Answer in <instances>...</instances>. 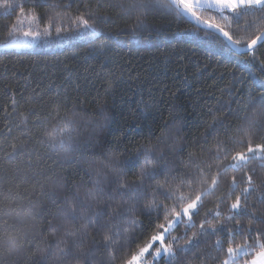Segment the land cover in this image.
<instances>
[{
    "label": "trees",
    "instance_id": "16d2710c",
    "mask_svg": "<svg viewBox=\"0 0 264 264\" xmlns=\"http://www.w3.org/2000/svg\"><path fill=\"white\" fill-rule=\"evenodd\" d=\"M40 2L48 4L50 0ZM57 2L63 4L69 0ZM3 3L0 0V5ZM70 3L71 19L64 17L55 23L63 27L70 25L73 29L80 26L75 33L78 39L96 40L90 55L81 41L53 49L44 47V40L37 38L30 47H5L13 41L28 39L24 33L33 31L40 21L34 20L31 13L13 19L0 8V139L8 137L0 143V160L30 159L41 128H45L47 135L61 131L65 109L50 99L57 87L76 100L67 111L91 109L101 103L109 105L107 124L95 148L98 153L117 145L130 151L140 140L174 130V141H179L178 151L161 158L160 166L149 178L150 182L167 181L169 194L164 195L162 205L142 213L140 222L135 224L132 243H142L163 232L174 252L159 258L150 252L147 258L152 264H184V260L186 264H192L193 260L199 264L203 257L194 258L195 249L187 241H193L194 246L207 242L206 251L219 250L213 253L217 257L215 264H223L229 258L227 247H237L241 241L227 237L223 227L215 233L200 228L204 212L212 213L208 219L216 211L221 212L222 219H227L228 208H217L215 200L204 210L193 212L191 220L181 211L180 218L166 232L158 226L165 222L171 208H181L185 202L182 197L189 192L206 191L209 181L216 179V171H210L211 165L206 160L210 154L215 155L218 141L222 142L220 156L228 154L219 172L222 175L226 172L229 192L234 191L238 197L245 191L250 192V204L257 203L258 197L264 195V158L258 159L253 152L245 166L230 167L231 154H247L250 145L264 143V121H261L264 43L255 53L239 54L217 34L194 25L169 0H142L143 7L134 0H70ZM105 3L115 10L113 19L103 20L104 15H114L104 9ZM76 4L80 7L76 8ZM199 11L209 20L217 18L224 22L239 46H246L257 29L253 16L264 15V9L259 8L227 13V19L215 10ZM96 12L100 17L95 21L91 17ZM121 15L126 17L116 18ZM84 19L97 26L95 35L91 28L82 25ZM12 25L16 27L9 36L7 29ZM46 26L47 21L40 24V30ZM53 38L60 39L55 33ZM117 79L116 89L105 99L108 83ZM37 100L42 101L34 104ZM31 109L37 113L35 117L31 116ZM25 117L32 120L26 143L21 151L12 154L10 141L19 135L16 125ZM194 148L196 155L192 156ZM142 164V157L129 155L125 161L127 175L135 177ZM134 191L144 197L147 189L138 185ZM103 220V216L98 220L101 226ZM243 242L250 246L249 256L245 257L250 260L264 238L254 241L249 237Z\"/></svg>",
    "mask_w": 264,
    "mask_h": 264
},
{
    "label": "clouds",
    "instance_id": "9594fccd",
    "mask_svg": "<svg viewBox=\"0 0 264 264\" xmlns=\"http://www.w3.org/2000/svg\"><path fill=\"white\" fill-rule=\"evenodd\" d=\"M108 106L65 111L62 122L72 124L62 140L49 141L41 128L30 159L0 160V264H127L151 242L133 245L135 224L169 194L167 181L149 178L179 141L169 130L130 151L117 145L98 153ZM129 155L143 159L135 177L126 173Z\"/></svg>",
    "mask_w": 264,
    "mask_h": 264
},
{
    "label": "snow or ice",
    "instance_id": "6c2138e0",
    "mask_svg": "<svg viewBox=\"0 0 264 264\" xmlns=\"http://www.w3.org/2000/svg\"><path fill=\"white\" fill-rule=\"evenodd\" d=\"M161 2V0H157ZM138 6L143 7L142 0H134ZM175 3L181 6L187 13H189L196 21L204 25L206 28L214 29L217 32H220L226 38L232 39V33L226 30V24L217 18L214 20H209L207 15H204L199 9L205 8L209 10H215V12L220 13L225 16L227 19V13H235L241 9H264V0H175ZM88 5H85L87 7ZM71 3L64 2L60 4L50 0L48 4H42L40 0H4V3L0 5V8L6 14H10L13 19L17 17H24L26 14L31 13L32 18L35 20L39 18L40 23L36 25V28L33 31H26L24 35L28 39L20 41H13L12 44L5 45V47H30L32 43L37 39L41 38L44 40V47L47 48H59L66 44L71 43L72 41H81L87 47L89 55L94 50V44L96 40L91 39H78L76 36V29H73L70 25L68 27H63L60 24L55 23L57 20L62 21L64 17H68L69 11L71 10ZM76 8H79L80 5L76 4ZM104 9L111 10L114 15H104L103 20L113 19V16H116L115 10L112 8L111 4L105 3L103 5ZM118 16L116 18L122 17ZM100 17V13L96 12L91 17L92 20H97ZM126 17V16H123ZM253 19L257 21V29L247 40V45L250 51L255 53L257 45H261V42L264 41V15L253 16ZM47 21V26L43 28V31L40 30V24H43ZM102 21V20H101ZM139 25H143L142 20H138ZM82 25L85 28H91L92 34L95 35L96 25L90 24L89 19H84ZM15 25H12L11 28L7 29L9 31V36L11 32L15 30ZM135 31V27H133ZM53 33L56 37H60L59 40L53 38ZM63 34V35H62ZM122 79V77L120 78ZM119 79L109 82L108 87L105 91V99L113 92L118 84ZM264 94V93H261ZM250 98L252 94L250 93ZM79 98V93L77 94V99ZM52 99L59 107L65 109L69 105H74L76 100L71 96H68L66 93H62L57 87L56 93L54 96H51ZM42 100H37L34 104L40 103ZM103 105V103H101ZM23 116V114H21ZM37 113L31 109V116L35 117ZM32 124V120H28L26 117L20 119V123L16 125V128L19 131V135L14 137L11 141V150L12 154H16L21 151L22 146L26 143L25 137H27L28 127ZM72 121L62 122L60 126L61 131L57 134L52 135L48 134L47 138L49 141L55 142L57 139L64 137V134L70 130ZM8 131H12V128H9ZM8 140V137L0 139V143H4ZM222 147V142L218 141L215 146V155H209L206 163L211 165L210 171H216L217 176L215 180L209 181V186L206 191L201 190L196 194H189L185 197H182V200L185 202L181 205V208L178 210L176 207H173L169 210V215L165 217V222L159 225V228L166 232L170 229L174 223L175 219H179L181 216V211L184 216L189 220L192 219L193 212L198 209H205L208 203L212 200H215L216 207L221 206L228 208L229 215L227 219L221 218V212L216 211L215 215L212 216V219H208L211 212H204V223L200 224L201 229H207L213 233L217 232L218 229L223 227L225 231L223 232L229 238H238L241 243L237 247H227V255L230 257L232 264H264V243L259 244V250L256 251L255 257L252 259H245L249 256L250 246L243 241L251 237L254 241L264 238V195L258 197L257 203H251V194L248 191H245L241 196H237L235 192H229L228 190V180L226 172L222 175L219 172L221 162L228 158L226 153L224 157L220 156V150ZM203 148V146H201ZM257 153V158H264V143L250 145L247 149V154L245 152H238L231 154V165L232 168H239L246 165L249 158V154ZM192 156L196 155V149L194 148L191 153ZM203 155V151H201ZM235 181H233V184ZM249 184H251V179H249ZM243 197V199H241ZM69 235H74L69 233ZM195 237V234H193ZM176 239V237H173ZM187 243L192 244L195 251L193 252V257L202 256L203 259L199 261V264H215L216 256L213 255L214 252L219 250L213 248L212 250L206 251L207 242L194 246L193 241H187ZM219 243V241H217ZM158 245V246H157ZM186 253L188 249L185 248ZM151 252L152 256L154 253L155 258H159L162 253L171 255L174 252V247L171 244H168L165 241V235L163 232H158L153 235L151 242L147 246L139 249L138 252L133 254L131 258L127 261V264H145L148 259V254ZM239 257V259H237ZM192 264H195L193 260ZM223 264H230L229 260H225Z\"/></svg>",
    "mask_w": 264,
    "mask_h": 264
},
{
    "label": "water",
    "instance_id": "95a60500",
    "mask_svg": "<svg viewBox=\"0 0 264 264\" xmlns=\"http://www.w3.org/2000/svg\"><path fill=\"white\" fill-rule=\"evenodd\" d=\"M173 5H175L177 7V9L179 10V12L184 15L188 20H190L194 25L213 32L215 34H217L218 36H220L221 38H223L227 44L237 53L239 54H247L250 53L252 51H250V49L248 48V45L246 46H239L237 45L232 39L226 38L224 35H222L220 32L215 31L214 29H209L206 28L204 25L200 24L198 21H196L189 13H187L181 6H179L178 4L175 3V0H169ZM264 43V41L261 42V44ZM259 46V44L257 45V47ZM16 48H21V47H16Z\"/></svg>",
    "mask_w": 264,
    "mask_h": 264
},
{
    "label": "rangeland",
    "instance_id": "374dc122",
    "mask_svg": "<svg viewBox=\"0 0 264 264\" xmlns=\"http://www.w3.org/2000/svg\"><path fill=\"white\" fill-rule=\"evenodd\" d=\"M201 9H205V8H201ZM172 227H173V226H172ZM172 227H171V228H172ZM163 254H164V253H162L161 256H162ZM227 260H229V261H230V264H232V263H231V260H230V257H229Z\"/></svg>",
    "mask_w": 264,
    "mask_h": 264
},
{
    "label": "bare ground",
    "instance_id": "6f19581e",
    "mask_svg": "<svg viewBox=\"0 0 264 264\" xmlns=\"http://www.w3.org/2000/svg\"><path fill=\"white\" fill-rule=\"evenodd\" d=\"M210 32V31H209Z\"/></svg>",
    "mask_w": 264,
    "mask_h": 264
}]
</instances>
